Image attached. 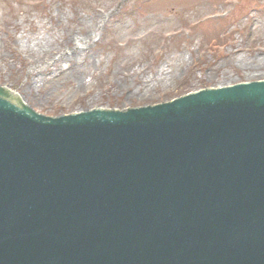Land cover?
Wrapping results in <instances>:
<instances>
[{"label":"water","instance_id":"1","mask_svg":"<svg viewBox=\"0 0 264 264\" xmlns=\"http://www.w3.org/2000/svg\"><path fill=\"white\" fill-rule=\"evenodd\" d=\"M103 109L0 88V264H264V81Z\"/></svg>","mask_w":264,"mask_h":264},{"label":"rangeland","instance_id":"2","mask_svg":"<svg viewBox=\"0 0 264 264\" xmlns=\"http://www.w3.org/2000/svg\"><path fill=\"white\" fill-rule=\"evenodd\" d=\"M98 10L105 13L94 26ZM79 14L89 19L79 22ZM93 27L80 62L85 84L74 76L54 91L30 72L45 66L33 65L39 54L53 63L50 51L67 45L72 28L84 37ZM261 80L264 0H0V87L45 116L160 104Z\"/></svg>","mask_w":264,"mask_h":264},{"label":"bare ground","instance_id":"3","mask_svg":"<svg viewBox=\"0 0 264 264\" xmlns=\"http://www.w3.org/2000/svg\"><path fill=\"white\" fill-rule=\"evenodd\" d=\"M105 11L98 10L95 11L91 16L94 26H97L100 22V19L104 16ZM79 22L87 21L89 18H86L85 15H78ZM91 25V26H92ZM87 33H83L82 36H76L75 28L70 30L69 36L70 40L67 45L61 48L52 49L50 52L51 59H54L53 63H48L45 55H38L37 58L33 61V65L38 66L39 64L45 65L43 68H33L30 70L35 76L41 75V81L44 83L48 82L52 90H58L61 82L68 81L71 77H76V81H78L79 85L85 84L84 73L82 72L81 59L87 57L85 44L89 47V42L93 37L95 32V27L86 29ZM68 35L67 32L65 33ZM85 42V43H84ZM37 48H41V43L36 42ZM56 56V57H55ZM48 72V73H46ZM159 75H161L159 73ZM164 77L160 76L159 80H163ZM158 80V79H157ZM150 82L148 80H144V85L147 86ZM0 88H5L15 99H21V96L16 94L12 89L1 86ZM23 100V99H21Z\"/></svg>","mask_w":264,"mask_h":264}]
</instances>
